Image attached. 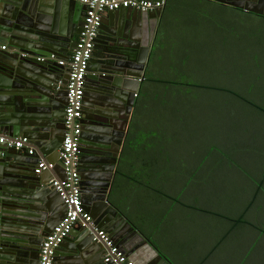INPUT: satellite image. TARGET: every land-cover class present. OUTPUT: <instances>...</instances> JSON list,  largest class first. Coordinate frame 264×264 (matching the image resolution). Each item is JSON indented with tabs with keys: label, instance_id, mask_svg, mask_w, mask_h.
<instances>
[{
	"label": "water",
	"instance_id": "1",
	"mask_svg": "<svg viewBox=\"0 0 264 264\" xmlns=\"http://www.w3.org/2000/svg\"><path fill=\"white\" fill-rule=\"evenodd\" d=\"M212 1L264 16V0ZM84 12L80 0H0V40L7 44L0 50V138H28L35 148L31 156L27 146L0 143V264H39L43 240L66 211L50 184L59 170L65 178L59 159L45 175L34 170L40 158L49 163V156L59 155L69 67L38 58L54 55L68 61ZM160 15L161 10L121 9L102 19L83 100L78 166L82 204L94 226L132 264H173L109 202ZM80 229L83 236H78ZM107 251L86 229L76 227L56 248L53 264H104Z\"/></svg>",
	"mask_w": 264,
	"mask_h": 264
},
{
	"label": "rangeland",
	"instance_id": "2",
	"mask_svg": "<svg viewBox=\"0 0 264 264\" xmlns=\"http://www.w3.org/2000/svg\"><path fill=\"white\" fill-rule=\"evenodd\" d=\"M215 16L220 15L216 13ZM185 23L190 25L187 21ZM188 29L189 26L183 25L176 43L180 47H175L176 53L169 55L172 56L171 65L164 70L165 75L182 81L178 94L166 96L162 110L157 106L161 104L157 93L147 94L151 117V124L147 123V126L155 127L154 131H163L165 154L180 151L183 144L184 166L172 171L171 175L178 177L183 172L177 181L184 185L188 182L180 194L184 200L173 206L169 202L173 210L164 216V201L159 207L145 205L146 197L137 192L133 194L134 205L130 210L132 220L153 234L159 249L169 254L161 252L174 264L181 263L178 249L183 252V247L180 238L185 237L183 241L195 239L199 250L217 238H214L217 219L212 216L200 220V214L188 211L183 202L207 206L219 213L227 211L238 219L255 183L264 178V114L231 94L232 91L249 96L252 102H261L258 105L264 108V24L245 20V17L239 21L227 17L222 42L219 33L211 34L209 40L203 34L208 29L199 25L195 29L193 50H190L194 54L184 56L186 47H182L191 43L185 40L186 34L192 32ZM184 83L205 87H187ZM160 114L163 126H154V120ZM258 119L261 123H257ZM187 146L190 151H197V158H187ZM207 156L204 162L199 161ZM169 182L168 169H165L158 186L169 190ZM241 220L243 222L234 229L228 241L230 245L238 246L226 249L228 254L232 253L230 259L242 257L245 264H254L258 258V264H264V236L245 224L252 221L264 230V190L253 209ZM207 229L211 232H206ZM209 234L213 237L205 241ZM214 259L218 264L217 256Z\"/></svg>",
	"mask_w": 264,
	"mask_h": 264
},
{
	"label": "crops",
	"instance_id": "3",
	"mask_svg": "<svg viewBox=\"0 0 264 264\" xmlns=\"http://www.w3.org/2000/svg\"><path fill=\"white\" fill-rule=\"evenodd\" d=\"M163 1L165 2V5L161 10V15L158 17L159 18L158 28L153 40V45L151 47L149 59L146 65L145 79L142 82L141 88L137 92L140 101L138 103L137 111L135 113V116L133 117V121L131 125V128L132 127L134 128V129L132 128L133 131L132 138L135 149L136 150L141 149V151H144L146 155H148L149 153L150 160H152V162L149 163V166L152 167L154 165V167H159L158 176L157 174H155V178L154 177L152 178L151 175L149 176L148 173L150 171L148 173L145 171L146 166L143 165L141 160H135L134 150H132L129 156V161H131L132 166L128 165L124 168L118 166L114 180V185L109 195V202L111 203V205L114 206L119 211V213H121L124 217H126L129 222H133L137 226H139L140 229L143 228L138 223L134 222L130 215V210L134 205L133 194L139 192L142 193L143 196L147 197L146 196V193H148L147 188L145 186H140L141 183L143 185L151 183L152 186L157 184L156 186H158L159 182L162 180V178L165 175V169H168L169 167H173V166H179V167L184 166L183 144L181 145V149L179 151L183 156L181 157V160H177V158L172 160L173 162L171 163L173 164V166L166 160L165 153L164 155H162L161 148H165L163 141V131L162 130L154 131L155 127L150 128L149 126H147V123L151 124L150 106L148 104L149 101L147 100L149 96L148 95L146 97L142 96L141 93H144L146 90L148 91V93H151L152 91H156L155 93H157V97H159V102L164 101L165 96L162 95L161 93H158L157 89L159 88V86L154 81L163 79L162 77L164 75L163 73L166 66L171 65L172 56L169 55H173L176 53L175 47L178 48L180 47L177 46L176 43L177 40L179 39L180 33L183 31L182 30L183 25L189 26L188 30H192L191 33L186 34V38H185L187 42H191V43H188V45L182 47V48L186 47L185 53L183 54L184 56H186V55L194 54V52H191L193 50L192 42L194 41L195 29L198 28L199 25L205 26V28L208 29L203 34L206 35L209 40L212 39L211 34L216 35L217 33H219V39L222 42L225 38L224 32H225V24L227 21V17L231 18L232 20L234 17L236 21H239L241 17L242 19L243 17H245V20L250 19L253 22L257 20L264 24V16H261L257 13L237 10L232 6H229L227 4L217 3L212 0H163ZM216 13L220 16L216 17L215 16ZM108 17H109V13H104L102 19L103 20L105 19V21H107L106 19ZM84 18L85 17L81 18V20L84 21ZM185 21H187L190 25L186 24ZM111 25L112 23L109 22L107 27L108 31L112 30ZM216 25L218 27L217 30H215ZM78 38H79V34H75L74 39L76 42L78 41ZM2 46L7 47V44L2 40H0V50ZM73 50L74 48L69 52L68 60L71 58ZM60 60L66 61V58H61ZM155 125L159 127L163 126V120L161 118V114L157 119L154 120V126ZM151 134L153 135V138H151L152 137ZM150 138L152 140H150ZM125 145L126 144H124V147ZM32 148L35 149L34 146ZM187 149H188L187 155H190V153H194V151H196L195 149L190 151L188 146ZM176 153H178L177 150ZM56 158L59 159L57 152L54 153V155L52 154L51 156H49V159H51V162L49 163H53V161L56 160ZM187 158L189 160L191 159L190 156H188ZM37 159H39V157L33 158V161H36ZM40 160H44V159L40 158ZM196 167H198V165ZM121 170L123 171V174L121 176H118ZM141 175L143 176V178H145L142 179V181L139 179V176ZM52 176L54 178L55 177L61 178L60 176H63V174L62 171L59 170L58 172L54 173ZM179 177L182 176L180 175L177 178ZM177 178L176 177L172 178L171 181L175 179L176 183H178ZM253 188H254L253 193L252 195L250 194L248 196L246 203L254 201V205H256L257 197L263 192L264 187L261 188V190L258 191V193L256 194L254 193L256 187L254 186ZM182 189H183L182 187H179L178 189L179 191L173 193L172 197H174V201H177V203L171 201L172 206L178 205L181 203L180 200H184L183 197H180V194L183 192ZM166 193L167 192H165V194ZM161 201L162 199L159 200V202ZM163 201L165 204L164 216L170 215L169 212L170 210H173V207L169 206L168 204L169 202L167 198ZM185 202H187V200H185ZM188 202L189 203L183 202L182 203L183 206L187 208L188 211L190 212H195L200 214L199 216L200 220L206 217L211 219L212 216L215 219H217L218 223L215 230L217 233L214 234V238L215 236L217 238H215L213 242H211L209 245L205 246L201 250H199V248L197 247L195 243V239H188L187 241H183L185 240V237L180 238L182 240L180 241V243L181 246L183 247V252L180 251V249H178L179 257L181 258L180 264H215L216 263L214 259L215 256H217L219 260L218 264H245L242 257L231 260L230 256L232 255V253L229 252L228 254V252L226 251V249L232 247L238 248L237 245H230L228 241H230L229 238L232 235L234 229L237 226L241 225V222L233 223V221L238 219H234L232 214L228 213L227 211L224 213H219L214 211L213 208H209L207 206L201 207V205L195 203L192 204V202L190 201ZM59 205L61 208H63V205L60 202ZM84 209L88 211L89 208L85 205ZM245 224H247L248 227L254 229L257 232V234H259L258 232H260L261 236H264V230L261 225H258V223L247 221L245 222ZM142 232L146 235V236L144 235L145 237L150 238V242L154 244V246L159 250V252L165 257H167L164 253L169 254V252H165L159 249L158 244L153 239V234L144 229ZM206 232H211V229H207ZM78 236H83V231H81V229L79 231ZM212 237L213 236L209 234L208 238L207 239L205 238L206 239L205 241H209V239ZM70 238L73 239V237ZM186 242H187V246L185 247ZM161 251H163L164 253ZM221 258L222 260H220ZM255 260L256 261H254L253 263L258 264V258H256ZM172 263L174 264V262Z\"/></svg>",
	"mask_w": 264,
	"mask_h": 264
},
{
	"label": "built area",
	"instance_id": "4",
	"mask_svg": "<svg viewBox=\"0 0 264 264\" xmlns=\"http://www.w3.org/2000/svg\"><path fill=\"white\" fill-rule=\"evenodd\" d=\"M86 7V14L78 41L68 61L58 60L56 56L39 58V61H58L61 66L69 67L66 83V106L64 109V140L59 149V162L65 178L55 177L50 184L58 195L66 211L60 223L43 240L40 248L39 264H53L56 248L76 228L86 229L95 241L105 244L108 251L103 258L104 264H132L127 256L113 243L108 234L96 228L92 217L82 204L80 174V136L82 131L83 100L85 96L87 70L92 59L95 39L99 34L104 13L121 9H131L141 13H153L165 5L163 0H80ZM6 46L1 47L5 51ZM0 143L9 148L28 147V154L34 155L28 138L10 140L0 138ZM55 165L40 160L34 170L36 175L54 171Z\"/></svg>",
	"mask_w": 264,
	"mask_h": 264
},
{
	"label": "trees",
	"instance_id": "5",
	"mask_svg": "<svg viewBox=\"0 0 264 264\" xmlns=\"http://www.w3.org/2000/svg\"><path fill=\"white\" fill-rule=\"evenodd\" d=\"M233 20H236L234 17H233ZM164 74V73H163ZM163 79H159V80H157V81H154V82H156L157 84H158V86H159V88L157 89L158 90V93H161L162 95H164L165 97L166 96H172V95H177L178 94V92H177V90H179L180 88V86H183V84H182V81L179 79V78H177L176 80L175 79H172L170 76H167V75H163V77H162ZM184 84H186L187 85V87L188 86H193V87H205L204 85H192V84H190V83H184ZM217 89V88H216ZM156 92V91H155ZM142 94V96H147V94H148V91L146 90L144 93H141ZM231 94L232 95H235V97H236V99L237 100H239V101H241V102H244L245 104H247L248 106H252L255 110H257L258 112H260V113H263L264 114V108L262 107V106H259L258 105V103L260 104L261 102H258V103H254V102H252L251 100H250V98H249V96H244V95H239V94H236L235 92H232L231 91ZM160 103L161 104H158L157 106H158V108L160 109V110H162V104H165V102L164 101H160ZM264 118V117H263ZM257 123H261L260 122V120L258 119L257 120ZM180 124V123H179ZM263 124H264V122H263ZM181 125V124H180ZM133 128V127H132ZM132 128L130 129L131 131H130V133L128 134V138H127V140H126V142H125V147H124V149H123V152H122V156H121V162H120V167H126V166H128V165H131V161H129V156H130V153H131V151L132 150H134V158H135V160H141V162L143 163V165H145L146 166V168H145V171L148 173L149 171V173H148V175L150 176L151 175V177L153 178H155V174H157V176H158V172H159V167H154V165L152 166V167H150L149 166V163L150 162H152V160H150V157H149V153H148V155H146V153L144 152V151H141V149H139V150H136L135 149V147H134V142H133V138H132V133H133V131H132ZM134 129V128H133ZM181 130H183V129H181ZM177 131H179V129H177ZM167 149V148H166ZM169 149V148H168ZM161 152H162V155H164V153H166V151H165V148H161ZM177 152L178 153H176V150H175V152H173V153H169V154H165L166 155V160L173 166V164L171 163V162H173L172 160H174L175 158H177V160H181V157L183 156L182 154H181V152H179L178 151V149H177ZM197 151H194V153H190V155H188V156H190V158L192 157V158H197ZM187 156V157H188ZM208 156H209V153H208ZM208 156L206 157V158H201V160H199L200 162H204L207 158H208ZM136 163H137V161H136ZM156 163H158V162H156ZM132 166V165H131ZM200 166H201V163H200V165H198V167L197 168H200ZM179 168H183V167H179ZM178 169V167H169L168 168V173H169V178H170V180H172V178H175V177H172V175H171V173H172V171H176ZM119 170H120V168H119ZM119 172V171H118ZM123 174V171L121 170L120 172H119V174H118V176H121ZM183 174H181V176H182ZM177 178V177H176ZM139 179L142 181V179H145V178H143V176L141 175V176H139ZM173 180H175V179H173ZM177 180H178V178H177ZM176 181V180H175ZM175 181H171V182H169V184H168V188H170L169 190H165V189H163V187H160L159 188V186H156L157 184H155V185H151V183L150 184H146V185H143L142 183H141V185L140 186H145L146 188H147V191H148V193H146V198L144 199V203H145V205L146 204H148V205H153L154 204V207H159V206H161V202H159V200L160 199H162V201L163 200H165L166 198L168 199V202H174V203H177V201H174V197H172L173 196V193L174 192H176V191H179L178 189H179V187H182L183 189H182V191L184 190V186L186 187L187 185H188V182L184 185L183 183H181V184H179V183H175ZM257 184V185H256ZM255 187H256V189L254 190V193L256 194V193H258V191H260L261 190V188H263L264 187V178L259 182V183H255V185H254ZM165 192H167L166 194H165ZM253 205H254V201H252V202H249V203H246L244 206H243V209H242V212H241V214H240V217L241 218H243L244 217V215L250 210V209H252V207H253ZM164 212V211H163ZM158 215H159V213H158ZM158 215H157V220H156V223L158 222ZM238 218V220H235V221H233V223H239V222H243L242 220H241V218ZM145 219L147 220V216L145 217ZM240 219V220H239ZM139 232H142L143 231V229H140L139 228V226H137L135 223H133V222H130ZM142 234L143 235H145L143 232H142ZM146 236V235H145ZM146 239H148L149 241H150V238L149 237H146ZM152 243V242H151ZM153 244V243H152ZM153 246H154V244H153ZM155 247V246H154ZM164 256V255H163Z\"/></svg>",
	"mask_w": 264,
	"mask_h": 264
},
{
	"label": "flooded vegetation",
	"instance_id": "6",
	"mask_svg": "<svg viewBox=\"0 0 264 264\" xmlns=\"http://www.w3.org/2000/svg\"><path fill=\"white\" fill-rule=\"evenodd\" d=\"M235 1V0H234ZM234 8V7H233ZM235 9H237V8H235ZM237 10H240V9H237ZM152 45H153V43L151 44V47H152ZM139 101H140V99L138 98V95L136 96V104H135V108H134V111H133V117L135 116V113H136V111H137V107H138V103H139ZM83 116V115H82ZM131 125H132V123H131ZM82 132H83V125H82V131H81V134H82ZM64 133H65V131H64ZM130 133V131H128V132H126V134H125V138H124V142H123V144H122V146H121V153L120 154H122V152H123V148H124V144H125V142H126V140H127V138H128V134ZM80 147H81V145H80ZM79 158H81V153H80V157ZM120 162H121V156H119V161H118V164H117V167H116V171H117V169H118V166H120ZM115 176H116V172H115V174H114V176H113V182H112V187H111V190H112V188H113V185H114V180H115ZM41 248V247H40ZM40 248H39V256H40Z\"/></svg>",
	"mask_w": 264,
	"mask_h": 264
}]
</instances>
